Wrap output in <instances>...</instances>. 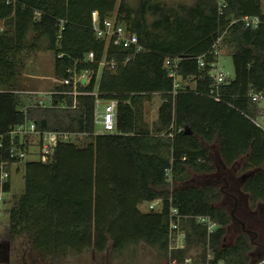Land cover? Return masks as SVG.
Returning a JSON list of instances; mask_svg holds the SVG:
<instances>
[{
	"label": "trees",
	"instance_id": "obj_1",
	"mask_svg": "<svg viewBox=\"0 0 264 264\" xmlns=\"http://www.w3.org/2000/svg\"><path fill=\"white\" fill-rule=\"evenodd\" d=\"M224 2L196 0L172 7L140 0L135 8L128 0H0V164L9 169L25 159L12 157L10 149L15 143L29 150L30 143H21L11 130L29 120L38 131L72 134L57 144L51 160L25 161V190L8 209L11 238L26 234L37 251L54 259L87 249L105 251L109 245L116 254L145 243L170 264L251 261L248 233L222 245L231 221L218 204L222 191L212 185L166 189L170 173L180 182L190 177L191 169L213 171L207 144L217 142L227 165L244 158L242 188L249 198L264 199V127L252 99L253 93L264 94L263 0ZM95 10L102 25L116 12V22L136 32L144 48L137 52L134 46L98 37ZM245 15H259L261 24L247 26L241 18ZM219 37L220 49L224 43L230 48L235 75L218 84L211 70L220 55L214 51ZM43 38L54 53L56 78L87 71L88 79L77 85V95L72 84L56 82L50 106L25 104L19 94L22 69ZM168 57H181L177 79L170 75ZM156 93L164 100L150 126L144 102ZM97 99L117 101L114 132H97ZM74 135L89 140L79 143ZM11 187L9 178L4 192ZM158 198V209L141 208ZM171 207L184 216V247L170 249ZM197 215H209L215 230L209 232ZM200 243L213 250V257L186 263L193 245Z\"/></svg>",
	"mask_w": 264,
	"mask_h": 264
},
{
	"label": "rangeland",
	"instance_id": "obj_2",
	"mask_svg": "<svg viewBox=\"0 0 264 264\" xmlns=\"http://www.w3.org/2000/svg\"><path fill=\"white\" fill-rule=\"evenodd\" d=\"M129 3L137 8L140 0H128ZM152 2H162L168 6L176 7L179 4H192L196 0H151ZM264 8V0H263ZM116 17V12L111 16ZM149 21L154 19V15L149 13ZM2 29L3 22L0 24ZM31 41V37H29ZM40 48L33 50L28 55L25 67L22 69L20 90L21 101L25 104L36 103L39 98H48L49 91L53 89L55 82L54 76V53L47 48L48 40L43 38L40 42ZM227 43H224L220 49V55L216 62L213 72L219 70L223 71L228 79L234 78L235 68L232 55L229 53ZM188 82V81H187ZM47 91V92H43ZM164 100L162 94H154L150 99L145 101V121L150 126H153L158 118V106ZM106 102L101 100L98 103L99 115L105 108ZM260 114L257 116V121L264 127V94L261 96L257 103ZM100 118V116H99ZM97 126L102 128V124L98 123ZM79 143H84L89 140L85 135H74ZM30 149L21 163L23 165L27 160H38L40 152L39 136L33 135L30 139ZM210 149V157L214 170L210 172H197L194 169L190 170V177L185 181L175 182L172 180V174H169V182L166 187L171 191L175 187L183 186H202L212 185L218 190L222 191V199L218 202L230 214L231 221L227 225V232L222 239V245H231L235 242L238 235L243 232L242 225L235 218L232 217V211L235 209V214L247 223V227L257 230L259 238L256 239L264 247V199L256 202L249 198V194L242 188V182L247 170L242 168L244 158L236 161L231 165H227L219 151L217 142L207 144ZM18 163H14L9 167L10 177H13L14 187L10 192H4L5 199H10L14 193L20 192L24 188V181L21 173L18 171ZM10 203L7 204L6 200H0V264H170V259L158 252L156 249L149 247L145 243L131 245L122 252L116 254L112 253L109 249L105 251H96L94 249H87L81 253L70 252L63 255L58 259H54L49 255H45L37 251L30 237L26 234L11 238L9 232V215L6 214L5 208H8ZM143 210L148 209L147 203L141 205ZM183 229V228H182ZM186 231L185 229H183ZM253 234H250L252 240ZM253 258L248 264L258 259L257 254L264 255L262 246L252 243ZM207 255L208 259L213 257V250L210 247L196 244L193 245L189 252L192 263L199 262L201 258ZM260 257V256H259Z\"/></svg>",
	"mask_w": 264,
	"mask_h": 264
},
{
	"label": "built area",
	"instance_id": "obj_3",
	"mask_svg": "<svg viewBox=\"0 0 264 264\" xmlns=\"http://www.w3.org/2000/svg\"><path fill=\"white\" fill-rule=\"evenodd\" d=\"M221 6H225L224 0H219ZM242 20L246 23L247 26L251 27H258L261 24V17L259 15H245L241 17ZM93 25L94 30L96 31V35L100 38H105L109 41H112L115 45L124 46V47H132L134 46L136 51H141L144 47L140 44L139 36L136 32L130 31L126 28L123 24H118L115 18H106L104 20V24L102 25L100 20V15L97 10L93 11ZM220 45H221V37L218 38L216 43L214 44V51L216 53H220ZM94 55L93 52L89 53V57L92 58ZM181 60V57L170 58L166 59L167 65H172V69L170 71V75L178 78L177 73V66ZM107 64L108 62H103ZM201 65H204V61L201 59ZM111 67H115V61L109 62ZM213 69L215 68L216 62H213ZM211 70V76L213 77L216 83H223L226 82L228 79L227 75L223 71H218L216 73ZM86 81L88 79V72L83 71L80 73H74L73 75L58 79L53 76V81L61 82L64 84H72L74 86L73 93L77 95V85L84 79ZM177 82V81H176ZM178 86V82L175 83V87ZM53 89L49 91L50 96L48 98H39L36 103L41 106H50L52 105V93H54ZM176 92V90H174ZM262 93H253L252 99L256 103L259 102ZM101 100L97 99V107H96V121L102 124V128H98L97 132H114L116 128V120H117V101L111 100L107 101L105 104V108L103 112L99 115L98 103ZM100 116V118H99ZM12 135H19L21 137V143H29L30 139L33 135H38L40 140V152H39V159L42 161H49L52 159L55 147L61 140H69L72 136L71 133L68 132H61V131H38L36 129V122L34 120H29L25 124H21L11 130ZM30 145V144H29ZM10 153L12 157H18L19 159H24L28 153V149H22L17 144L13 143L10 149ZM183 159H186L184 156ZM1 168V176H0V200H4V190L3 185L4 183L10 178V171L5 167V163L0 164ZM162 204V198H158L152 202L147 203L148 209H158ZM158 207V208H157ZM184 216L179 213L178 208L171 207L170 209V219H169V232H170V249L177 248V247H184L186 244V231L181 228V219ZM196 220L198 222H204L208 225L209 232H212L216 228V223L211 219L209 215H197ZM191 262V258L186 259V263ZM252 264H264V255L258 256V259L253 261Z\"/></svg>",
	"mask_w": 264,
	"mask_h": 264
},
{
	"label": "crops",
	"instance_id": "obj_4",
	"mask_svg": "<svg viewBox=\"0 0 264 264\" xmlns=\"http://www.w3.org/2000/svg\"><path fill=\"white\" fill-rule=\"evenodd\" d=\"M51 91V90H50ZM43 92H47V91H43ZM44 98V97H43ZM106 102V101H105ZM163 102V101H162ZM161 102V103H162ZM160 103V104H161ZM160 106V105H159ZM159 106H158V108H159ZM104 110V109H103ZM103 110H102V112H103ZM144 110H145V102H144ZM145 113V112H144ZM260 124V123H259ZM19 164V163H18ZM18 171L21 173V171H22V176H23V181H24V188H21L22 190H20V192H17V193H14L13 195H12V197L8 200V199H4V200H6V202H7V204L8 203H10V205H9V207H11V205L13 204V199H14V197L16 196V195H20V194H22L23 192H24V190H25V179H24V170L22 169V167L19 165L18 166ZM10 181H11V191L13 190V187H14V183H13V177H10ZM9 207L8 208H5V212H6V214H8L9 215V213H8V209H9ZM9 222H10V217H9Z\"/></svg>",
	"mask_w": 264,
	"mask_h": 264
},
{
	"label": "water",
	"instance_id": "obj_5",
	"mask_svg": "<svg viewBox=\"0 0 264 264\" xmlns=\"http://www.w3.org/2000/svg\"><path fill=\"white\" fill-rule=\"evenodd\" d=\"M1 31H2V27L0 26V32H1ZM85 81H86V78L84 79V82H85ZM185 132H186V133H191L192 130L186 129ZM244 177H247V174H246ZM231 214H232V217H233V218H235L237 221H239V222L241 223L244 232H246V233H252V232H254L252 229H250V228L247 227V223H246L243 219L239 218V217L235 214V209L232 211ZM255 234H256V236H257V233H255Z\"/></svg>",
	"mask_w": 264,
	"mask_h": 264
},
{
	"label": "flooded vegetation",
	"instance_id": "obj_6",
	"mask_svg": "<svg viewBox=\"0 0 264 264\" xmlns=\"http://www.w3.org/2000/svg\"><path fill=\"white\" fill-rule=\"evenodd\" d=\"M239 222V221H238ZM240 223V222H239ZM249 228V227H248ZM243 229V228H242ZM251 229V228H250ZM254 232H252V233H248L249 235L250 234H253V238H252V240H251V242L252 243H256L258 246H262L261 245V243L260 242H257L256 241V239H258L259 238V232L257 231V230H254V229H252ZM244 232V231H243ZM246 233V232H245ZM255 233H257V236H256V234ZM263 247V246H262ZM263 249H264V247H263Z\"/></svg>",
	"mask_w": 264,
	"mask_h": 264
}]
</instances>
